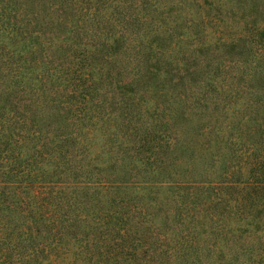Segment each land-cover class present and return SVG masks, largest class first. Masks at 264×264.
<instances>
[{"label": "trees", "instance_id": "obj_1", "mask_svg": "<svg viewBox=\"0 0 264 264\" xmlns=\"http://www.w3.org/2000/svg\"><path fill=\"white\" fill-rule=\"evenodd\" d=\"M0 264H264V0H0Z\"/></svg>", "mask_w": 264, "mask_h": 264}]
</instances>
